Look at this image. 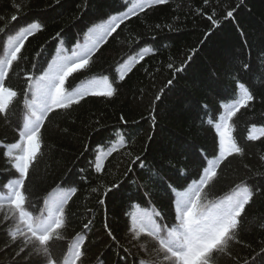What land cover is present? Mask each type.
<instances>
[{
  "label": "trees",
  "instance_id": "16d2710c",
  "mask_svg": "<svg viewBox=\"0 0 264 264\" xmlns=\"http://www.w3.org/2000/svg\"><path fill=\"white\" fill-rule=\"evenodd\" d=\"M140 2L0 0V16L5 18L0 27L9 28L8 35L14 36L29 22L41 23V30L25 41L5 81L18 96L7 114H0V194L18 177L12 167L17 152L8 146L18 141V130L28 115L29 84L53 61L91 46L90 29ZM229 10L233 16L226 18ZM14 14L17 20L12 21ZM208 15H214L218 27ZM6 42L7 36L0 33V47ZM142 52L144 59L139 60ZM128 66L131 71L126 72ZM28 74L33 81L26 79ZM105 76L115 88L114 95L89 93L70 109L49 114L41 130V152L25 181L27 210L33 216L40 215L44 201L55 193L76 189L65 206L64 239L52 243L54 257L63 264L82 241L83 264H141L150 259L155 242L146 235L139 242L133 239L132 229L139 228L134 217L159 211L158 223H172L173 195L168 185L183 189L199 178L204 154L209 158L217 154L218 137L214 123L208 121L218 122L222 105L242 95L237 78L254 95L233 118V136L244 154H234L221 164L206 194L215 200L238 185L255 190L242 217L243 243L233 251L242 259L256 256L264 247V136L255 141L247 137L252 125L256 134L264 128V0H209L207 5L204 0H167L148 8L120 24L97 47L89 66L69 77L66 88L84 90L89 82ZM119 137L125 145L107 156L104 170L97 172L96 157L105 156ZM137 156L140 161L133 163ZM0 203L2 250L5 233L15 222L2 223L9 205L6 200ZM16 251V247L0 251V264H13Z\"/></svg>",
  "mask_w": 264,
  "mask_h": 264
},
{
  "label": "snow or ice",
  "instance_id": "6c2138e0",
  "mask_svg": "<svg viewBox=\"0 0 264 264\" xmlns=\"http://www.w3.org/2000/svg\"><path fill=\"white\" fill-rule=\"evenodd\" d=\"M204 2L207 5L209 0ZM165 3L167 0H142L129 12L110 17L107 24L96 25L90 29L87 37L91 46L86 44L83 48H79V51L72 50L70 56H62L53 61L43 75L29 84L32 99L26 101L28 115L24 119L23 126L18 130V141L8 146L17 152L12 167L18 173V177L5 185L8 190L6 193L0 194V201L6 200L9 205L2 223L15 222V226L5 233L7 240L3 241L4 249L0 251L18 248L13 264H60L53 255L52 243L55 240L64 239L61 231L66 227L65 206L75 194L76 189L71 188L68 193L58 192L52 195L50 199L44 201L45 208L38 216H33L32 212L27 210L28 197L25 192V181L29 176L30 168L41 152V130L49 114L58 109H70L72 105L79 104L89 93L105 97H111L115 93L113 84L106 76L99 81L89 82L88 87L83 91L76 88L67 89L66 82L74 73L89 66L97 47L116 32L120 24L148 8ZM14 7L22 10L20 5H14ZM232 16L233 11L226 12V18ZM207 18L214 26H219L214 15H208ZM4 19L0 16V21ZM10 19L17 20V15H12ZM39 30H41L40 22L27 23L17 29L14 36L8 35L9 28L0 27V33L7 36L6 46L0 47V52L3 53L0 56V114L6 115L10 105L18 96L17 91L5 85L13 62L20 58L19 54L28 37ZM138 59H144L143 52ZM243 67L248 69L249 65L245 64ZM125 71H131V66L126 67ZM177 71H183V69ZM124 78V73H120L119 79ZM26 79L33 81L31 74H28ZM237 87L242 95L234 98L231 103L225 102L222 105L223 113L219 114L218 122H214L213 119L208 121L210 125L214 123L218 137L217 154L212 158L204 154L205 164L199 178L191 181L183 189L168 185L173 195L172 223L170 225L158 223L156 218L161 216L159 211H145L138 218L134 217V224L138 222L139 228L132 229L133 239L139 242L142 236L146 235L155 242L150 259L142 261L141 264H264V247L256 256L245 259L240 258L239 254L233 251L235 245L243 243L239 237L242 217L246 206L251 203L256 194L255 190H250L246 186L241 188L238 185L231 194H225L222 198L215 200L208 199L206 194V189L218 178L221 164L234 154H244V149L239 146L237 139L233 136V118L241 108L249 106V103L254 100V95L245 83L239 82V78H237ZM156 99L159 100L160 96ZM152 119L155 120V117L153 116ZM121 120H124L123 116ZM261 136H264V128L256 134V125H252L247 139L255 141ZM124 145L125 139L119 137L117 143L107 150L105 156L96 157L95 170L102 172L106 157L111 156ZM140 159L141 157L137 156L133 163ZM112 187H119V185L114 184ZM0 210H3V203H0ZM90 223V221L85 223L84 228L88 229ZM105 227L107 228V225ZM108 235L115 239L110 230ZM144 250L148 251L146 244ZM84 255L82 241H77L71 254L64 257L63 264H83Z\"/></svg>",
  "mask_w": 264,
  "mask_h": 264
}]
</instances>
